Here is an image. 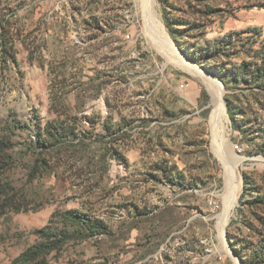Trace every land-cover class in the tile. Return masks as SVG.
Returning a JSON list of instances; mask_svg holds the SVG:
<instances>
[{
    "label": "rangeland",
    "instance_id": "obj_1",
    "mask_svg": "<svg viewBox=\"0 0 264 264\" xmlns=\"http://www.w3.org/2000/svg\"><path fill=\"white\" fill-rule=\"evenodd\" d=\"M143 4L0 0V264H264V0Z\"/></svg>",
    "mask_w": 264,
    "mask_h": 264
},
{
    "label": "bare ground",
    "instance_id": "obj_2",
    "mask_svg": "<svg viewBox=\"0 0 264 264\" xmlns=\"http://www.w3.org/2000/svg\"><path fill=\"white\" fill-rule=\"evenodd\" d=\"M144 1V4H143V7H146L148 9V11H150V5H151V0H143ZM149 30L150 31H153V28H152V24L149 20ZM167 46V50H166V54L168 57H173L172 55H174L175 53V50L169 45H166ZM179 65L180 67L185 70V71H188L190 74H192L193 76H199V77H202L205 82H208V85L210 87V90H211V94L213 96V100H214V105H215V111L213 113V120L215 119H219L221 117V114H220V111H223L224 110V105H223V90H222V87L220 86V84L218 83V81L213 78L208 72H205L203 70H200V68L198 69V67H195L194 65H191L189 64V66H185L183 67L182 66V60L183 58H179ZM188 64V62H186ZM216 147V152L219 156V158L222 160V163L223 165L225 166L226 168V171H227V179H228V182H227V192L229 193L227 195V202H229L227 204V208L226 210L224 211V213L221 215V217L219 218V224H220V232H221V237L223 239V241L225 240L224 239V233H225V228H226V225H227V222H228V216H229V213L233 207V204L235 202V193L236 191L238 190L237 186H234L233 184V180H234V169H235V164H236V159L233 157V154H232V151L230 150V148L228 146H226L225 143L223 144H217V146L215 145Z\"/></svg>",
    "mask_w": 264,
    "mask_h": 264
},
{
    "label": "trees",
    "instance_id": "obj_3",
    "mask_svg": "<svg viewBox=\"0 0 264 264\" xmlns=\"http://www.w3.org/2000/svg\"><path fill=\"white\" fill-rule=\"evenodd\" d=\"M225 46H227V44H225ZM44 132L46 134V137H44L42 141H43V148L45 149L47 148L49 140L56 139V141L59 142L62 137L66 136V132L64 131V129L57 126V124L53 125V123H48ZM60 143L61 142H59L58 144ZM39 170H40V166H38V168H34V173H38ZM62 216L66 222L84 226L91 234L104 230V223L102 221L93 220L91 217L81 214L79 212L67 211ZM63 236L64 237H62L59 243H64L69 240V237L67 235H63ZM35 249L25 252L20 258V260L24 262V264H29L37 260V257L41 256L42 253L39 254L38 251H35Z\"/></svg>",
    "mask_w": 264,
    "mask_h": 264
}]
</instances>
